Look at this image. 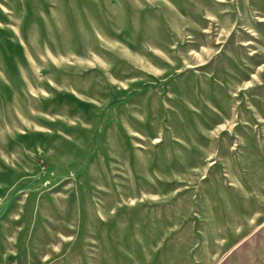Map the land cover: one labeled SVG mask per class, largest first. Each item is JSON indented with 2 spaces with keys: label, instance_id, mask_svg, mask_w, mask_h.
<instances>
[{
  "label": "rangeland",
  "instance_id": "obj_1",
  "mask_svg": "<svg viewBox=\"0 0 264 264\" xmlns=\"http://www.w3.org/2000/svg\"><path fill=\"white\" fill-rule=\"evenodd\" d=\"M0 264H264V0H0Z\"/></svg>",
  "mask_w": 264,
  "mask_h": 264
}]
</instances>
